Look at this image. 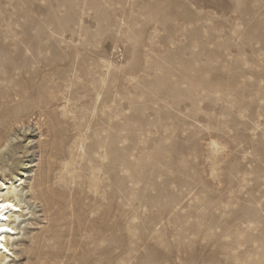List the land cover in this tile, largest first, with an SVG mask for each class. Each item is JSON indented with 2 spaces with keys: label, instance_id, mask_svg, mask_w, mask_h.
<instances>
[{
  "label": "rangeland",
  "instance_id": "obj_1",
  "mask_svg": "<svg viewBox=\"0 0 264 264\" xmlns=\"http://www.w3.org/2000/svg\"><path fill=\"white\" fill-rule=\"evenodd\" d=\"M0 147L8 264H264V0H0Z\"/></svg>",
  "mask_w": 264,
  "mask_h": 264
},
{
  "label": "bare ground",
  "instance_id": "obj_2",
  "mask_svg": "<svg viewBox=\"0 0 264 264\" xmlns=\"http://www.w3.org/2000/svg\"><path fill=\"white\" fill-rule=\"evenodd\" d=\"M22 168L26 169L28 166ZM25 172H20L21 176H16L15 179L0 177V205H11V207L0 208V228L5 229L0 231V244L3 245V248H0V264H8L15 256V252L12 251L14 243L11 244V242L18 238L24 223L23 218L31 212L30 207L23 202L24 187L22 185L26 182Z\"/></svg>",
  "mask_w": 264,
  "mask_h": 264
},
{
  "label": "snow or ice",
  "instance_id": "obj_3",
  "mask_svg": "<svg viewBox=\"0 0 264 264\" xmlns=\"http://www.w3.org/2000/svg\"><path fill=\"white\" fill-rule=\"evenodd\" d=\"M4 207H11V205H0V208H4ZM5 229L0 228V231H4ZM0 248H3V245L0 244ZM5 251H7V249H5Z\"/></svg>",
  "mask_w": 264,
  "mask_h": 264
}]
</instances>
